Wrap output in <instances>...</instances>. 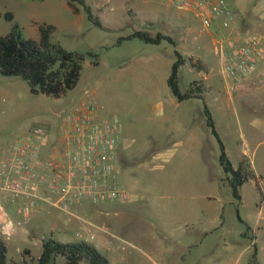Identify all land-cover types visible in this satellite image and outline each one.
I'll return each instance as SVG.
<instances>
[{
	"label": "rangeland",
	"instance_id": "1",
	"mask_svg": "<svg viewBox=\"0 0 264 264\" xmlns=\"http://www.w3.org/2000/svg\"><path fill=\"white\" fill-rule=\"evenodd\" d=\"M85 1L107 29L93 24L82 6L81 12L75 13L67 0H0L3 13L0 35L8 34L16 22L24 37L38 39L39 24H53L56 26L54 41L86 55L76 86L59 98L34 94L20 76L0 73V159L9 153L20 136L36 127H42L50 140L60 146L64 118L85 92L90 91L109 114L117 115L122 122L118 152L120 181L129 189L133 201L123 205L127 210L120 217L133 223L160 222L163 220L160 215L167 214L159 208L160 174L167 173L171 167L161 165L155 153L160 149L169 152L180 149L176 145L182 137L178 127L186 111L193 127L206 133L204 163L196 167L200 191L209 198L202 202L204 216L190 234L195 245L183 252L180 264H190L195 256L202 255L209 264H249L254 243L257 260L264 264V172L261 181L256 177V182L253 178L244 182L240 187L242 199L236 200L228 181L221 179L224 171L219 162V142L201 125L203 100H185L180 104L167 85L171 57L174 58V53L169 55L168 51L173 46L167 41L156 45L139 38L120 39L136 30L151 34L160 31L174 37L182 46L189 39L185 30L189 31L190 27L191 53L203 64V74L210 75L214 86L210 89L211 95L218 97L214 100L207 95L206 102L235 167L241 160L258 171L264 167V75L248 98H232L225 88L227 81L220 52H216L219 43L213 40L219 37L215 25L210 28L212 34L201 32V20L187 22L180 16L186 11L169 0ZM230 5L234 11L230 29L241 35L256 33L264 40V0H231ZM6 12L13 14V21L6 19ZM88 51L98 54V64L93 63L94 58L87 55ZM202 72H183L180 89L185 92L189 81L199 78ZM244 148H249L250 153H244ZM118 207L122 206L117 202L93 204L84 199L72 207L74 214L52 208L29 218L17 216L14 237L7 245L8 259L21 262L26 257L29 264H38L42 240L52 232L64 242L90 238L87 242L99 247L106 256L115 231L108 227L110 232L106 233L98 230L97 225L111 223ZM171 211L175 212V206ZM164 221L169 222L166 217ZM204 222L210 225L207 231L203 230ZM27 248L36 258L34 261L24 255Z\"/></svg>",
	"mask_w": 264,
	"mask_h": 264
},
{
	"label": "built area",
	"instance_id": "2",
	"mask_svg": "<svg viewBox=\"0 0 264 264\" xmlns=\"http://www.w3.org/2000/svg\"><path fill=\"white\" fill-rule=\"evenodd\" d=\"M169 2L180 9L197 11L204 29L217 18H232L234 13L231 0ZM229 25L230 20H225L224 26ZM221 47L223 69L231 90H235L264 61V40L256 33L231 34ZM121 132L120 118L109 114L106 106L86 91L64 118V136L55 152L42 151L48 140L42 127L31 129L15 141L0 159L1 190L11 202L22 200L19 212L24 218L47 207L74 214L72 207L84 199L93 204L128 201L131 194L120 181L118 166ZM4 215L0 199V216Z\"/></svg>",
	"mask_w": 264,
	"mask_h": 264
},
{
	"label": "crops",
	"instance_id": "3",
	"mask_svg": "<svg viewBox=\"0 0 264 264\" xmlns=\"http://www.w3.org/2000/svg\"><path fill=\"white\" fill-rule=\"evenodd\" d=\"M184 11L186 12L181 13L180 16L186 18L187 22L194 21V19L196 18L200 19L202 22V17L197 11L195 10H184ZM80 12L81 11L77 13ZM187 12L192 14L188 15ZM232 19H234V13L232 18H228L225 15L217 18L213 22V24L207 29H204L202 24L201 32H207L209 34H212L210 28L213 25H215L214 30H216V32L219 34V37L214 38L213 40L214 43H219V48H216V52L217 53L220 52L223 64H224V58H223V51L221 44L225 43L227 38L231 34H237L236 30L230 29V25L228 27L224 26L225 20L231 21ZM185 33L189 37V39L182 46H179L177 40H175L176 45H173L167 41L170 45L173 46L168 51L169 55H173L172 53H174V58L171 57V65H170L171 68L174 61L176 60V56H175L176 49L179 50L187 58L186 62L180 67L179 81L183 72L194 74L196 71H199L201 74L202 69L204 68L203 64H201L200 61L199 62L201 68L197 67V65H193L192 62L190 61L189 58L193 57L194 62H198L196 61L194 55L191 53L192 51L190 50L191 39H192V38L190 39V37H193L190 33V27H189V31L188 29L185 30ZM162 43L156 45H162ZM200 74L198 75L200 76L199 78L194 77V79L189 81V84L194 80H200L202 83V87L204 89L202 94L205 97V100L207 101L206 99L207 95L209 97L211 96L214 100H217L218 97L215 95H211L210 93V89L214 87L213 83L210 80V75L208 73L203 74V72H202L203 75ZM263 75H264V61L260 64V66L257 69L253 70L236 87L235 90H231L228 79L226 78L227 84L225 88L228 96L232 98L237 96V98L240 100H243L244 98H248L250 93L254 91V88L256 87V85L258 84L259 80L262 78ZM191 99L203 100L198 97H193L186 100H191ZM184 101L185 100L182 101L178 100V103L181 104ZM200 112L202 116L201 125H203L204 128L206 127L205 129L210 131V129L207 127L206 124L203 104L202 106H200ZM183 113H184L183 116L184 119L182 120L181 127H178L179 131L181 132L180 135L182 137L179 139V141L176 142L177 147H179L180 149H172L171 152H169L168 150L162 151L160 149L155 153L156 154L155 158L159 159L161 165L162 163L164 165L167 164V166L170 164L169 167H171L167 173L160 174L161 201L159 208L163 212L167 213L163 216L160 215V217L163 218V220L160 222L153 221L152 223L149 224H147V222H143V223H133L131 221L125 222L124 220H122L123 217H120V214L121 212L127 210V207L123 205H128L132 203L133 200L131 198L128 201H124V202L119 200L103 201V202H117L120 204V206H122L116 208L115 217L111 221V223L105 222L103 226L97 225V229L100 231L103 232L109 231L108 227H111L115 231L112 233V239L108 243L109 246L108 249H110V251L108 255H106L107 258L113 264H180L181 261L180 257L182 256L183 252H185L186 249H190L191 246L195 245L194 243L195 241H193L190 234L193 232L195 224L199 222L201 217L204 216L205 212L203 209L204 206L202 205V202L205 199L209 198L207 193H201L200 191L199 178L197 176V167H196L198 163L200 162L204 163L203 157L205 154H203V149L205 146L204 141H205L206 133L204 130L199 131L197 127L194 128L193 121L191 123L192 119L189 116V114L186 111H184ZM122 148L123 146L121 147V149ZM56 150H57V145H55L48 136L47 144L43 147L42 151L45 154H48L51 152H55ZM243 152L249 154L250 150L249 148H244ZM251 169L254 171L256 177L259 178L261 181L262 174L264 172V167H262V170L260 171H258L255 167L254 168L251 167ZM254 182H256V180ZM0 199H2L3 208L5 211V215L0 216V234L5 239L8 245V241L14 237L16 231L14 219L17 216H22V214L19 212V209L22 206V200H18L17 202H11L10 200H8V198L4 195L3 192H0ZM172 206H175V212L171 211ZM50 209H52V207L49 208L47 207L45 210L48 211ZM32 216H37V214H33ZM165 217L169 222L164 221ZM151 218H153V216L150 217L148 220H150ZM9 222H11L12 225H9ZM205 222L203 223L204 224L203 230L207 231L210 225L208 224V222L207 223ZM92 236H94V234H92ZM58 259L59 256L56 258L55 264L66 263L65 257L61 258V260ZM79 264H90V263L85 262V260L83 259ZM190 264H209V263H208V259H206L204 255H202V256H195L191 260Z\"/></svg>",
	"mask_w": 264,
	"mask_h": 264
},
{
	"label": "trees",
	"instance_id": "4",
	"mask_svg": "<svg viewBox=\"0 0 264 264\" xmlns=\"http://www.w3.org/2000/svg\"><path fill=\"white\" fill-rule=\"evenodd\" d=\"M67 2L75 12L81 11L82 6L88 19L93 24L107 29L85 0H67ZM2 15L3 13L0 11V17ZM4 15L6 19L13 21L12 13L6 12ZM55 30L56 26L53 24H39V38H26L23 36L19 24L14 22L8 34L0 35V73L6 76H20L29 83L30 90L34 94L42 93L56 98L65 95L68 90L76 86L86 55L68 50L61 43L54 41L53 33ZM133 38H139L150 44H160L163 41H168L176 45V41L172 36L160 31L151 34L146 30H136L122 37L120 41ZM87 55L94 58V64H98L97 53L88 51ZM175 56L176 60L172 65L167 84L179 101L193 97L203 99L207 127L217 138L220 146L219 162L224 171V176L221 179L228 181L234 198L240 201L242 199L240 187L248 179L253 178L256 180V175L246 160H241L238 167L233 165L216 130L212 112L202 94L204 89L201 81H192L185 92L180 89V67L186 62L187 58L177 49L175 50ZM189 59L193 65L201 68L199 61L194 62L193 57ZM257 254L258 250L254 243V251L249 264H259ZM24 255L29 256L31 261L36 259L31 256L29 249L24 250ZM58 256L65 257V264H79L83 259H87L90 264H113L93 244L85 240L64 242L56 239L52 232L50 236L42 240V252L36 260L38 264H55ZM0 264H29L26 257L21 262L9 261L8 246L1 234Z\"/></svg>",
	"mask_w": 264,
	"mask_h": 264
}]
</instances>
